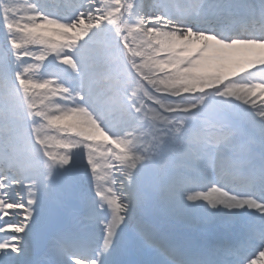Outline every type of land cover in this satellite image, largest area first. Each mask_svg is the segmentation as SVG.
<instances>
[{
  "label": "snow or ice",
  "instance_id": "6c2138e0",
  "mask_svg": "<svg viewBox=\"0 0 264 264\" xmlns=\"http://www.w3.org/2000/svg\"><path fill=\"white\" fill-rule=\"evenodd\" d=\"M0 264H264V0H0Z\"/></svg>",
  "mask_w": 264,
  "mask_h": 264
}]
</instances>
